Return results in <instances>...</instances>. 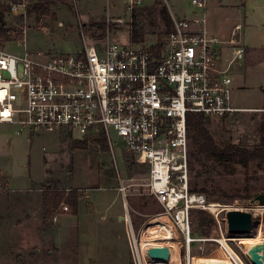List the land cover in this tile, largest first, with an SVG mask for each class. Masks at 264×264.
Wrapping results in <instances>:
<instances>
[{"label": "rangeland", "instance_id": "374dc122", "mask_svg": "<svg viewBox=\"0 0 264 264\" xmlns=\"http://www.w3.org/2000/svg\"><path fill=\"white\" fill-rule=\"evenodd\" d=\"M88 1L58 2L51 6L56 17L43 12H28L25 17L12 13L0 0V26L19 32L26 29L29 48L43 49L51 55L79 53L83 48L81 26L88 42L101 44L115 40L127 44L132 42V32L136 29L147 45L158 43L157 47L164 48L167 33L159 13L163 7H170L177 13L172 1L159 0L161 6L157 7L155 0H143V6L149 7L150 12H141L132 21H128V11L117 12L120 14L117 17L127 20L118 25L107 21L115 12L109 14L104 10L106 0H91L96 6L94 10L85 8ZM35 2L37 0L30 7ZM240 8L242 20L246 9L244 5ZM248 11L251 13L246 17L247 23H242L244 28L234 37L250 47L264 45V0H258L253 10L248 6ZM235 16L229 14L222 20L223 38L231 37L237 21ZM102 21L106 26L104 31L98 25H92ZM7 36L4 37L9 41L10 35ZM5 49L22 52L17 42H9ZM238 66L243 71L236 69L232 73L231 70L238 85L234 87L232 101L241 110L224 118L209 117L208 127L219 143L230 142L252 150L264 142V53L254 58V62L238 60L232 69ZM17 129V125L0 123V163L6 166L12 180L10 190L0 192V264H132L127 215L135 231L141 233L142 227L149 226L148 223L162 211L161 204L144 186L148 181V166L136 162L113 128H110L113 150L102 136L100 126L90 139L102 136L101 144L89 143L86 149L73 148L72 142L78 140L79 135L68 129L37 131L33 135L28 129L19 134ZM194 152L190 141L192 190L203 192L208 202L241 208L253 214V225L248 234L233 235L227 231L225 235L230 238L227 241L230 247L244 262L254 264L244 253L242 242L249 238L264 241V211H256L258 202H251L264 192V160H253L248 165L219 163L200 158ZM128 156L135 165H128ZM121 183L128 186L126 195L119 190ZM38 184L39 188H34ZM40 186L46 188L43 194ZM52 189L63 191L65 197L71 189L76 190L73 192L78 196L77 212L65 200L49 218H45L42 197ZM67 205L69 210L65 211ZM199 210L213 218L210 234L205 237L193 231L195 212ZM226 214L220 212L217 221L210 210H193V235L205 240L191 245V264L234 261L213 240L221 229L226 232Z\"/></svg>", "mask_w": 264, "mask_h": 264}, {"label": "built area", "instance_id": "2783aa9c", "mask_svg": "<svg viewBox=\"0 0 264 264\" xmlns=\"http://www.w3.org/2000/svg\"><path fill=\"white\" fill-rule=\"evenodd\" d=\"M2 1L12 13L26 17L35 0ZM142 1H126L130 21ZM212 1L191 0L196 8L192 17H172L164 48L158 43L88 42L81 26L79 53L51 55L29 48L26 29L20 31L21 38L18 30L11 29L9 41L0 35V123L17 125L18 133L68 129L88 143L99 144L104 136L112 150L113 128L136 162L148 166L144 186L162 211L141 233L126 217L132 264H170L176 261L172 255L177 248L183 264H191V245L205 240L193 235V210H210L217 221L220 212L243 210L230 206L213 210L205 194L190 186L189 113L224 118L241 110L232 101L231 70L245 57L246 48L234 39L231 57L224 58L226 42L212 36L208 27L207 8ZM107 21L127 22L124 17ZM241 29L237 25L233 35ZM9 42H17L22 52L7 51ZM98 126L102 136L95 141L90 138ZM2 180L0 170V190ZM127 188L121 183L119 190L126 195ZM226 228L213 240L229 255L221 242L230 240ZM155 246L169 248L167 261L149 256V248Z\"/></svg>", "mask_w": 264, "mask_h": 264}, {"label": "trees", "instance_id": "16d2710c", "mask_svg": "<svg viewBox=\"0 0 264 264\" xmlns=\"http://www.w3.org/2000/svg\"><path fill=\"white\" fill-rule=\"evenodd\" d=\"M61 1L64 2L67 0H37V2H35L33 6L29 8L28 12H43L44 14L50 13L53 15V17H56L54 12L51 11V6H54ZM156 3L157 5H160L159 0H157ZM161 16L166 26L165 33H168L173 28V22L172 17L166 7H163L161 9ZM93 25H98L103 31L106 28L104 22H96ZM10 30L11 29H4L0 26V35L7 38ZM21 37L22 32H19L18 38ZM131 41L144 42V38L136 29H134L132 32ZM209 122V117L205 116L202 113H189L188 115L189 137L195 149L194 153L198 157H203L204 159H207L209 161L219 163H241L244 165H248L253 160H264V142L260 146L252 150L230 142L219 143L218 141H216L208 127ZM88 144L89 143L87 141L81 140H73L72 142L73 148L79 149H86L88 147ZM132 163L135 165L133 159L128 156V165ZM2 181L4 183V179ZM70 191L71 192H69V195L66 197L63 191L57 189H52L44 193L43 207L45 211V218L52 215L53 212L57 209L58 205L65 200L68 203H71L74 208V212H77L78 196L74 195L75 193L73 191L76 190L71 189ZM195 213V228L193 226V231L200 236H208L210 234L213 218L210 217V214H208L204 210H199Z\"/></svg>", "mask_w": 264, "mask_h": 264}, {"label": "crops", "instance_id": "0c3cea01", "mask_svg": "<svg viewBox=\"0 0 264 264\" xmlns=\"http://www.w3.org/2000/svg\"><path fill=\"white\" fill-rule=\"evenodd\" d=\"M126 1L127 0H106L107 3L103 7L104 10L107 13H109V14H110V12H115V13L111 14V16H108V17L120 16V14L117 13V12H120V11L124 12L125 6H126V4H125ZM170 1H172V3H174V6H175V9H176V12H177L175 14L174 12H172V9L169 7L168 10H169V13L171 12V14H170L171 17L189 18V17H192L194 15V13L196 12V8L192 5L191 0H167V2H170ZM257 1L258 0H213L211 2V4L208 6L207 15H208V27H209V30H210V34L212 36H215V37L219 38L220 40H223V41L226 42L223 45L224 46V58L226 60H228L231 57V55H232V48H233L234 44H232L231 41L235 39V37L233 35L234 28L237 25H241V27L244 28L242 23H244V24L247 23V18L246 17L248 16V13H251V12L248 11V6L251 7L252 10H253V6L256 5ZM156 2H157V0H155V4L154 5L157 6V7H160L161 5H157ZM242 5H244V8L246 9V16L244 17V19L241 20L239 15H240V9H241L240 7ZM168 6H169V3H168ZM85 8L86 9L87 8L88 9L93 8V10H94L96 8V6L92 5L91 0H89L88 4L85 6ZM148 8L149 7H147V6H143V1H142V3L139 6L136 7V10H135L134 16L132 17V20H133V18L136 15L140 14L141 12H145V13L150 12L148 10ZM151 11H153V10H151ZM88 12H90V11H88ZM159 14H161V13H159ZM229 14L236 15L235 17H236L237 21H236V23L234 25V28L232 30L231 37L230 38H223L222 34H221L222 20L227 18ZM102 22H104V21H102ZM130 24H132V23L130 22ZM238 40H240V39H238ZM240 43L243 44L242 41H240ZM243 45L246 48V54H245V57L243 59H246L247 62H251V60H253V62H254V58L256 59L260 54L264 53V45H258L257 47H252V46L250 47V46L245 45V44H243ZM238 67L239 68H233L232 69V73L235 72L236 69H237V72L243 71L241 69V66H238ZM232 77H233V84L235 83L234 87L237 88L238 85H236V80H235L233 75H232ZM17 132H18V129H17ZM31 134L33 135L32 132H31ZM0 170L3 173V179H4V183H3L4 186H3V189L0 192L6 193L11 188V182H12L11 176L8 173L9 171L6 169V166L1 164V163H0ZM35 187L39 188V184L34 186V188ZM44 189H46L44 186H42L40 188L42 194H43V190Z\"/></svg>", "mask_w": 264, "mask_h": 264}, {"label": "water", "instance_id": "95a60500", "mask_svg": "<svg viewBox=\"0 0 264 264\" xmlns=\"http://www.w3.org/2000/svg\"><path fill=\"white\" fill-rule=\"evenodd\" d=\"M252 203H257L259 205H264V192L255 196ZM228 231L233 235H244L248 234L253 225V214L249 211L244 210H229L226 214ZM123 219V217H122ZM262 250V256L259 251ZM148 254L151 258L156 260L167 261L169 258V248L168 247H151L148 250ZM262 258H264V244L258 247L257 250L253 252V263L262 264Z\"/></svg>", "mask_w": 264, "mask_h": 264}, {"label": "bare ground", "instance_id": "6f19581e", "mask_svg": "<svg viewBox=\"0 0 264 264\" xmlns=\"http://www.w3.org/2000/svg\"><path fill=\"white\" fill-rule=\"evenodd\" d=\"M211 206H212L211 208L213 210H216L217 208L221 207L222 205H221V203H217L216 202V203H213ZM254 207H256V206H254ZM254 209L256 211H264V205H259L258 207L254 208ZM127 219H128V222L130 223V216L129 215H127ZM156 232H158V231H156ZM221 241L225 244L226 248L228 249V251L230 253L229 255L232 256L233 260L235 261V262L232 261V262L224 263V264H235V263H237V264H246L244 262V260L240 257V255L237 254V252L234 249H232L230 247V245L226 241H224V239L221 240ZM242 243L244 244V253L251 259L252 262H254L253 261V252L255 250H257L258 247L262 246L264 244V241L263 240L262 241H257L255 238H249V239H246L245 242H242ZM174 246H172L173 249L176 247V246L175 247ZM178 253H179V249L177 248L176 251L174 250L173 255H172V259L176 260L177 262L176 261H171L170 264H174L175 262H176L175 264H183L182 254L180 255V253L179 254ZM259 254H261V256L263 255L262 254V250L259 251ZM210 264H222V263H217L216 262V263H210ZM262 264H264V258H262Z\"/></svg>", "mask_w": 264, "mask_h": 264}]
</instances>
